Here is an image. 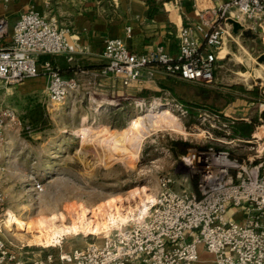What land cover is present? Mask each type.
<instances>
[{
  "label": "rangeland",
  "instance_id": "obj_1",
  "mask_svg": "<svg viewBox=\"0 0 264 264\" xmlns=\"http://www.w3.org/2000/svg\"><path fill=\"white\" fill-rule=\"evenodd\" d=\"M246 30L225 40L208 84L182 80L168 92L78 84L53 103L47 90L30 88L35 77L0 80V115L13 109L20 121L0 128L5 238L24 244L26 260L51 254L57 263L60 252L100 242L144 215L164 175L187 173L190 149L257 154L242 139L256 133L259 151L264 140V30ZM153 102L168 105L172 114L146 119L133 135L110 134L125 130ZM175 140L190 146L175 151ZM189 174L193 187L198 177Z\"/></svg>",
  "mask_w": 264,
  "mask_h": 264
},
{
  "label": "built area",
  "instance_id": "obj_2",
  "mask_svg": "<svg viewBox=\"0 0 264 264\" xmlns=\"http://www.w3.org/2000/svg\"><path fill=\"white\" fill-rule=\"evenodd\" d=\"M198 14L197 21L178 27L175 56L162 45L136 53L122 38H106L99 73L128 85L159 68L186 81L208 84L214 80L226 37H233L229 19L264 30V0H225ZM8 28V19L0 15V80L16 84L43 74L49 100L63 101L76 89L77 81L62 76L48 60L39 63L38 56L68 54L71 59L75 47L69 39L70 28L33 7L19 13L10 40L4 43ZM7 120L20 123L13 109L0 115V128ZM260 122L264 131L261 118ZM258 139L256 133L242 139L249 143V150L257 151L245 158L213 147L190 149L187 173L179 178L164 175L144 215L100 242L60 252L57 263L51 254L26 260L24 244L5 238L0 218V264H196L205 262L202 252L210 256L205 264H264V140L259 151ZM2 140L0 131V144ZM189 171L197 174L196 188L190 187ZM3 204L0 191V216Z\"/></svg>",
  "mask_w": 264,
  "mask_h": 264
},
{
  "label": "crops",
  "instance_id": "obj_3",
  "mask_svg": "<svg viewBox=\"0 0 264 264\" xmlns=\"http://www.w3.org/2000/svg\"><path fill=\"white\" fill-rule=\"evenodd\" d=\"M225 0H10L0 1V15L9 22L8 34L3 39L8 43L12 25L21 11L35 8L40 13L54 16L60 26L69 27V39L75 47L72 58L68 54H42L39 63L49 60L59 68L62 76L77 81V84L94 87L103 86L107 91L138 89L160 92L178 87L181 78L154 69L139 80L128 85L116 78L99 73L104 59L102 50L108 37H120L130 51L141 53L156 45H162L172 56L178 50L177 29L180 25L199 19V10L215 7ZM230 23V22H229ZM231 33L244 34L246 26ZM129 28L130 31H127ZM229 37H226V40ZM186 81V80H183ZM32 90H47V78L40 74L30 79ZM205 262L210 256L202 252ZM196 263V264H205Z\"/></svg>",
  "mask_w": 264,
  "mask_h": 264
},
{
  "label": "bare ground",
  "instance_id": "obj_4",
  "mask_svg": "<svg viewBox=\"0 0 264 264\" xmlns=\"http://www.w3.org/2000/svg\"><path fill=\"white\" fill-rule=\"evenodd\" d=\"M172 112L170 110V107L164 103L159 102H153L150 105H147L146 107H142V110L138 112L133 119V122H131L125 130H113L110 131V134H117L121 136H127V135H133L135 132L139 129L140 125L144 123L146 119L159 117V116H166L171 115ZM58 215L56 216H49L48 218H45L46 221L48 220H57ZM17 221V220H16ZM44 220H42L40 223L43 224Z\"/></svg>",
  "mask_w": 264,
  "mask_h": 264
},
{
  "label": "trees",
  "instance_id": "obj_5",
  "mask_svg": "<svg viewBox=\"0 0 264 264\" xmlns=\"http://www.w3.org/2000/svg\"><path fill=\"white\" fill-rule=\"evenodd\" d=\"M39 60V58H38ZM49 61V60H48ZM52 63V62H51ZM54 65V64H53ZM60 72V71H59ZM190 146V143L188 141H178V140H175L172 142V148L175 150V151H180V152H185V150ZM196 181L197 179L194 178L193 179V188H196Z\"/></svg>",
  "mask_w": 264,
  "mask_h": 264
},
{
  "label": "water",
  "instance_id": "obj_6",
  "mask_svg": "<svg viewBox=\"0 0 264 264\" xmlns=\"http://www.w3.org/2000/svg\"><path fill=\"white\" fill-rule=\"evenodd\" d=\"M228 21L233 24V30L235 32H237L238 29H242V26L239 22H237L233 19H229ZM245 33H249V31L246 30Z\"/></svg>",
  "mask_w": 264,
  "mask_h": 264
}]
</instances>
